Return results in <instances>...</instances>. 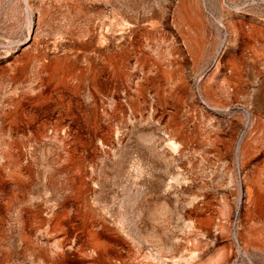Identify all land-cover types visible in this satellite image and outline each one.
I'll return each mask as SVG.
<instances>
[{
  "label": "rangeland",
  "instance_id": "rangeland-1",
  "mask_svg": "<svg viewBox=\"0 0 264 264\" xmlns=\"http://www.w3.org/2000/svg\"><path fill=\"white\" fill-rule=\"evenodd\" d=\"M0 264H264V0H0Z\"/></svg>",
  "mask_w": 264,
  "mask_h": 264
}]
</instances>
